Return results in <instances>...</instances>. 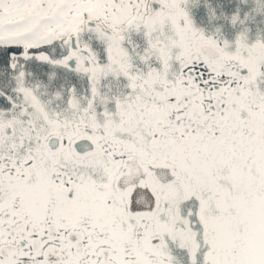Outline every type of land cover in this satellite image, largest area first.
Wrapping results in <instances>:
<instances>
[{
    "label": "snow or ice",
    "instance_id": "obj_1",
    "mask_svg": "<svg viewBox=\"0 0 264 264\" xmlns=\"http://www.w3.org/2000/svg\"><path fill=\"white\" fill-rule=\"evenodd\" d=\"M0 264H264V0H0Z\"/></svg>",
    "mask_w": 264,
    "mask_h": 264
}]
</instances>
